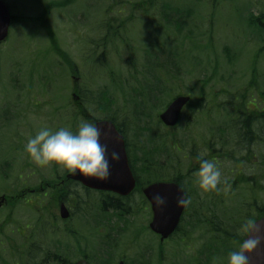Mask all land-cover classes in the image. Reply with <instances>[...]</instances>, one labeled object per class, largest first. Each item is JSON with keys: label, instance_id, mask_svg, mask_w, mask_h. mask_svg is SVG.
I'll return each mask as SVG.
<instances>
[{"label": "rangeland", "instance_id": "1", "mask_svg": "<svg viewBox=\"0 0 264 264\" xmlns=\"http://www.w3.org/2000/svg\"><path fill=\"white\" fill-rule=\"evenodd\" d=\"M4 1L14 25L8 40L0 45V197L15 198L0 208V264H27L53 255L55 238L50 233H54L56 212L58 264H71L83 256L99 264L112 242L109 264L122 258L135 263L141 253L150 264H228L227 252L238 246L237 240L232 241L238 225L245 218H254L257 207L264 204V178L256 171L257 158L255 165L243 163L242 170L235 166L230 160V151L236 147L234 134L228 129L238 121L239 113L247 114L241 97L248 98L250 108L257 105L255 120L264 109V29L248 24L257 23L258 17L264 23V0H77L48 9L50 29L38 20L23 19L40 17L47 3L64 0ZM176 9L194 11L184 33L191 40L167 28L166 18L176 16ZM108 23L111 29H118L115 37L107 34L104 26ZM50 37L57 39L59 49L76 66L70 68L55 53ZM72 73L80 78L87 111L99 119L116 116L131 150L140 147L141 135L134 106L146 113L153 103L163 102L160 107H164L179 95H192L177 129H167L158 118L164 109L152 113L145 126L150 132H144V137L160 150L152 159L163 165L153 166L162 173L153 176L149 169V174H143L142 163L136 159L141 182L174 177L178 165L183 173L188 172L182 157L193 150L207 147L201 152L212 159L211 148L224 149L221 157L227 159L216 162L226 183L219 184L218 190L203 192L197 171H193L189 185L194 201L179 233L164 245L147 232L150 212L140 197L125 203L105 225L97 226L98 234L92 228L103 217L99 194L70 185L68 190L75 198L68 203L72 217L66 222L59 215L63 201L58 195L56 204L53 191H47V196L21 197L22 192L39 186L40 180L53 179V173L58 178L67 174L55 165L38 166L24 148L41 126L75 130L85 121L72 103ZM175 73L173 78L166 76ZM155 76L160 79L154 81ZM163 85L167 91L158 100ZM137 88L144 94L133 106ZM109 98L115 103L111 108ZM262 120H256L254 131L261 128L258 122ZM262 151L264 145H254L257 157ZM192 163L195 166L196 160ZM187 220L193 221L189 224ZM71 229L78 232L80 241L70 237ZM40 237L46 240L41 242ZM36 243L44 252H37Z\"/></svg>", "mask_w": 264, "mask_h": 264}, {"label": "clouds", "instance_id": "2", "mask_svg": "<svg viewBox=\"0 0 264 264\" xmlns=\"http://www.w3.org/2000/svg\"><path fill=\"white\" fill-rule=\"evenodd\" d=\"M24 151L38 166L55 165L58 170H66L72 175L85 178L106 179L110 172V159L118 160V153L109 157L107 147L101 143V132L96 124L82 121L73 130L71 126L58 127L53 130L49 126H41L30 136ZM206 153L198 154L199 169L196 172L199 188L203 192L218 190V185L226 183L219 165L207 159ZM79 190V189H78ZM158 204L162 198L156 197ZM190 200L181 195L177 206H185ZM258 221L245 218L237 227L238 246L228 253V264H250L249 256L264 242L257 229Z\"/></svg>", "mask_w": 264, "mask_h": 264}, {"label": "water", "instance_id": "3", "mask_svg": "<svg viewBox=\"0 0 264 264\" xmlns=\"http://www.w3.org/2000/svg\"><path fill=\"white\" fill-rule=\"evenodd\" d=\"M12 23L10 10L7 5L0 0V45L7 40ZM76 100V95H74ZM190 102V97H177L167 109L160 115V119L167 127H175L179 121L184 107ZM97 127L101 132V143L108 150L109 157L113 152L118 153V160L110 159V172L106 179L85 178L79 174H68L67 179L81 183L84 187L97 190L113 192L121 196L130 195L136 187V180L132 174L129 158L126 150L124 136L118 131L114 123L110 121H98ZM144 195L151 205L153 219L150 228L161 240L167 239L177 229L185 206H177V200L184 195L182 188L175 183L152 184L144 190ZM160 197L163 203L158 204L155 200ZM6 201L0 198V207ZM60 216L63 220L70 218V211L63 203L60 205ZM259 234L264 237V217L257 220ZM250 264H264V242L249 256ZM77 264H88L86 260H81ZM120 264H123L122 262Z\"/></svg>", "mask_w": 264, "mask_h": 264}, {"label": "flooded vegetation", "instance_id": "4", "mask_svg": "<svg viewBox=\"0 0 264 264\" xmlns=\"http://www.w3.org/2000/svg\"><path fill=\"white\" fill-rule=\"evenodd\" d=\"M255 20L257 21V23H253V24L257 25L258 27H260L262 29H264V23L262 21L263 19L258 17ZM260 33H261V31H260ZM262 33L264 34V32H262ZM249 104H247V107H246L247 114H246V112H241L239 114L238 121H236L234 124H232L230 126V128H228L234 134V137H233L234 138V142L233 143L236 146L230 151V153H231L230 157H232L230 160L231 161H235V166H239L241 170H242L243 163L244 164L247 163L250 166L253 165V164L255 165L256 164V162H255L256 158H257V162H258L257 164L260 165V156L264 155V152L262 151V152H260L259 157H257L256 154H258V153L254 152V145H256V144L264 145V109H263L261 115H258V117L256 118V120L257 119H263L262 122L261 121L258 122V124H261V128L254 131V125L256 123L254 112L256 111L255 109L257 108V105L252 104L251 105L252 108H250L248 106ZM245 121L248 124L247 130H245V127L242 125V122H245ZM251 125H252V130H251ZM240 127H241V129H240ZM238 130H242V133L241 134H237ZM246 137H247V139H246L247 141L244 143V146L241 147L239 145V142L241 140H244ZM240 138H243V139H240ZM211 147H212V145L209 144L208 148H211ZM206 148L207 147H203V149H206ZM177 150L179 152L182 151V149H180L179 147H177ZM198 150H200V152L202 151L201 148L198 149ZM198 150H193L192 152H190V153H188L186 155H183L184 157H182L183 161L188 164V170H187L188 172L183 173L182 169L178 165V167H176V169H175V174H174L173 179H160L159 178L160 176H159L156 179H154L153 181H149L148 180V181H144V182L142 181L141 182L140 179L135 177L136 178V183H137L136 188L133 191V193L130 194L129 196H127V197H122V196H120L118 194H115V193H112V192L91 191V190H88V189L84 188V186H82V184H80L78 182H71V185L73 187L76 186L78 188H81L84 191L88 190L87 192H92V193H95L96 195L99 194L100 195L99 199H101L103 201H108V202L112 201V200H117V201H121L123 204H125V203H127L129 201H132L133 199H136V198H139V197H140V199L142 198V202L146 203L147 211H148V213L150 212L149 216L151 218V220L147 222L146 230L149 233V235L151 234V236L154 239H159V236H157L155 233H153L151 228H150V224L152 222L153 215H152L151 206H150L149 202L146 200L145 196L143 195L144 194V190L146 188H148L149 186H151L152 184H157V183H167V184L175 183L176 185L180 186L183 189L185 196L190 200V203H188L186 205V207H185L184 215L186 216L188 211H189V208L191 206L192 201H194L193 198H191V194L194 195V193L190 189L189 178L192 175L193 171H197L199 169V160L197 159V157H198V154L200 152ZM211 150L213 151V153L209 152V155H210L209 158H212V160L216 161L218 159H227V158H222L221 157V153L223 152L224 149H220V150L218 149L217 150V149L211 148ZM239 159H240V162H239ZM195 160H196V165L194 166L192 161L195 162ZM154 161H155V159H154ZM155 165H157L158 167L163 166L160 162H156ZM153 166L154 165H152V167ZM152 171H153L152 172L153 176H158L157 174L162 173V169L159 170L157 168L156 169L153 168ZM53 175H54L53 179H51V180H49V179L40 180L39 179L40 180V185L36 186L35 188L29 189L28 192L32 193V194H36L37 196L41 195V193H44L43 195L47 196V194H45V193H47V191H53L55 193L54 194L55 202H56V204H58L57 197H58V195L60 196V194L62 196V193H60V191L62 192V190L59 189L60 187H58V175L55 174V173H53ZM174 178H176V179H174ZM252 181H253V179L250 178V182L251 183H253ZM60 182H61L60 185H63L65 183L64 181H60ZM23 196H25V192H22L21 197H23ZM13 198H15V197H13ZM13 198H10V200H12ZM12 206H13V204H12ZM191 217L194 218L192 215H191ZM53 220L55 221L53 223V227H54L53 231H54V233L51 232L50 235H53L54 238H55V250H56V252L53 253V255H52V253L51 254H49V253L46 254V259H42L40 261H32V262L28 261L27 264H50V263L58 264V212H56L55 217L53 218ZM27 228L29 229V227H27ZM94 231H95L96 234L99 233L96 230H94ZM70 237H72L76 241H80V237H79L78 232H76L74 230L71 231ZM152 237H151V239H153ZM29 239L30 238H27V240H29ZM45 240H46V238L40 237V241L41 242H44ZM86 241H88V239H86ZM164 243H163V245H164ZM89 245H90V243L88 242V246ZM36 248H37V252H44L43 247H41L37 243H36ZM51 258H53V259H51ZM144 258H145V256H142V253H141L140 259L143 261ZM121 261L122 260H120L119 262H121ZM119 262H118V264H119Z\"/></svg>", "mask_w": 264, "mask_h": 264}, {"label": "trees", "instance_id": "5", "mask_svg": "<svg viewBox=\"0 0 264 264\" xmlns=\"http://www.w3.org/2000/svg\"><path fill=\"white\" fill-rule=\"evenodd\" d=\"M76 1L77 0H64V3L54 2V3L50 4L49 6L47 5L45 7V10L40 15V17H39L38 20L40 21V23H42L43 26H45V29H50L49 26H48V23H46L47 22L46 19L49 17V12H50L49 10L51 9V6L52 7L65 6L67 4L75 3ZM151 2L153 3L152 0H151ZM163 10H169V8L168 7H163ZM174 12H175L176 16L171 17V18H166L167 28L170 31H174L177 36L183 37V39L186 38V40H191V36H189L188 34H185L184 35V33H185V29H186V26H187L188 22L193 19L192 17H193L194 11L192 9H184V10L176 9V11H174ZM43 18H44V22H43ZM163 18H164V12H163ZM26 19H28V18H25V20ZM13 20H14V17H13ZM29 20H35V18H29ZM249 20H251V16H250V19ZM248 24H249L250 27H252V25H254L253 23L252 24L251 23H248ZM110 27L111 26H110L109 23L104 26V28L107 31V34H110L111 33L110 35L111 36L114 35V37H115L116 36L115 31H113V33H112V30H114V29H111ZM259 30H262V29H259ZM50 36H52V33H50ZM50 41H51L50 43H51V45L53 47V50H55V52L57 53V55H59L62 58V60L67 65L70 66V68L72 67V65H73V67L76 66V64L71 59V57L68 56L67 53H63L59 49L60 48L59 44L57 46V43H59V42L57 41V39H55V37H53V38L50 37ZM106 41H107L106 39H103L102 40V43L103 42L106 43ZM148 68L149 67H148V63H147V60H146V70ZM176 74L177 73H175V74H168L166 76L173 78ZM255 75H256V71L254 72V76ZM144 76H146V75H144ZM158 79H160V78H157L156 76L154 77V81H157ZM254 79H255V77H254ZM146 80H148V78H146ZM161 83H162V81H161ZM145 84H146L147 87H150V85H151V84H148V83H145ZM163 88H166V89H163ZM163 88H161V90L159 91V95H158V97L156 99L160 100V96L162 94H165L166 93L167 86L166 85H163ZM133 93H134L135 97H134V100H132L131 104L133 103V106H134L135 103H137V105H138V103H139V97H141L144 94V90L143 89H140V88H137ZM81 95H82V98H83V94H81ZM103 95L104 96L108 95V92L103 93ZM241 98H243V100H242L241 103H244L245 106L247 107V104H248V101L247 100H248V98H244V97H241ZM113 101H114L113 98H109L108 99V103L109 104L107 106H109L110 108H111V106L113 107V105L115 104ZM84 102L85 101L83 99V105L85 106ZM160 103L163 104V102H159L157 104L153 103L150 106L149 112H146V113L145 112L139 113L138 110H137V108L135 109V106L133 107V110H132L135 118L137 119V122H139V124H140L139 131H141V133H140L141 135H140V137H138L139 142H140V145H139L140 147H137L135 150H133V153L135 154L134 162L137 159V162L142 163V166L143 167L141 168V172L143 174H149L150 173V172H148L149 169H151V170L153 169V167H151V165L152 164L154 165L156 163V161H154V158L152 159V155L154 156L155 154H158L160 152V150H158V147L154 148V145L151 142V140H150V143L149 144L146 143V139L144 137V134H145L144 132H148V133L150 132V130L148 131V129H145V126H146V124L149 125V121L152 119V113L153 112L154 113L157 112L158 109L160 110V109H163V108L166 107V106L165 107H160V105H161ZM80 116L84 117L85 120L86 121H89L90 123L95 121L94 118L91 117V114L87 111L86 108L83 109L82 111L80 110ZM108 118H111L112 121H114V122L117 121L115 116H110ZM242 125L245 127V130H247V126H248L247 122L246 121L245 122H242ZM119 129H120V131L122 133H124L123 129L121 130V127ZM240 129H241V127H240ZM241 133H242V130H238L237 131V134H241ZM240 139H243V138H240ZM246 139H247V137L244 140H241L239 142V145L241 147L244 146V143L247 141ZM151 144H152V147L149 146ZM127 147H129V145H127ZM129 149H130V147H129ZM239 161H240V159H239ZM137 169L138 168L136 167V162H135V164H134V170H135V173L138 176ZM256 171L261 172L263 174L262 176L264 178V155H261L260 156V165H259V167L257 168ZM59 179L60 180H65V177L63 176V177H60ZM168 179H173V176L169 177ZM174 179H176V178H174ZM252 182H254V181H252ZM60 184H61V182L58 180V187L61 186ZM251 184H253V183H251ZM70 185H71V183L65 180V184L62 185L59 188V189L62 190V192L60 191V193H62V196L60 194V199L63 202H66V203H70L75 198L71 194V191L68 190L70 188L69 187ZM255 205H258V204L255 203ZM123 207H124V204L121 201L112 200V201H109L108 202V201H103L102 200L101 203L99 204V210H100L101 214L103 215V217H102L103 219L101 221H99L98 224H100L101 226L105 225L106 224L105 220H107V221L109 220L110 221L111 220V217L114 216V214H116L119 211L123 210ZM257 208H258V213L264 215V204H261V206L260 207H257ZM124 214H128V213H124ZM233 237L235 239L233 238L232 241L237 240V238L235 236H233ZM111 246L113 247V245H110V247ZM230 251H233V250L230 249L227 253H229ZM108 254H109L110 257H106L105 259L101 260L100 264H109L110 259H112V252L111 253H108ZM143 264H147V263L144 262Z\"/></svg>", "mask_w": 264, "mask_h": 264}]
</instances>
